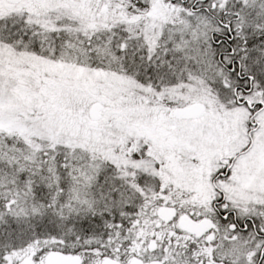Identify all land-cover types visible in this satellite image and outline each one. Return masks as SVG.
<instances>
[{
  "label": "snow or ice",
  "instance_id": "obj_1",
  "mask_svg": "<svg viewBox=\"0 0 264 264\" xmlns=\"http://www.w3.org/2000/svg\"><path fill=\"white\" fill-rule=\"evenodd\" d=\"M0 264H264V0H0Z\"/></svg>",
  "mask_w": 264,
  "mask_h": 264
}]
</instances>
